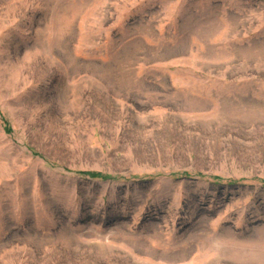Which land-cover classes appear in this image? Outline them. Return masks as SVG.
<instances>
[{
    "label": "rangeland",
    "instance_id": "rangeland-1",
    "mask_svg": "<svg viewBox=\"0 0 264 264\" xmlns=\"http://www.w3.org/2000/svg\"><path fill=\"white\" fill-rule=\"evenodd\" d=\"M0 264H264V0H0Z\"/></svg>",
    "mask_w": 264,
    "mask_h": 264
},
{
    "label": "trees",
    "instance_id": "trees-1",
    "mask_svg": "<svg viewBox=\"0 0 264 264\" xmlns=\"http://www.w3.org/2000/svg\"><path fill=\"white\" fill-rule=\"evenodd\" d=\"M88 175L93 178H103V177L105 178L103 174L98 173V172L88 173Z\"/></svg>",
    "mask_w": 264,
    "mask_h": 264
}]
</instances>
